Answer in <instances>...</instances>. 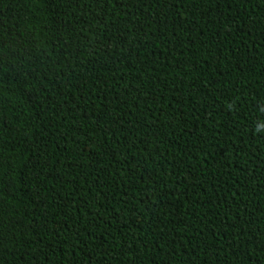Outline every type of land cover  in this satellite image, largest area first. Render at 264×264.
Wrapping results in <instances>:
<instances>
[{"label":"trees","instance_id":"16d2710c","mask_svg":"<svg viewBox=\"0 0 264 264\" xmlns=\"http://www.w3.org/2000/svg\"><path fill=\"white\" fill-rule=\"evenodd\" d=\"M0 264H264V0H0Z\"/></svg>","mask_w":264,"mask_h":264}]
</instances>
